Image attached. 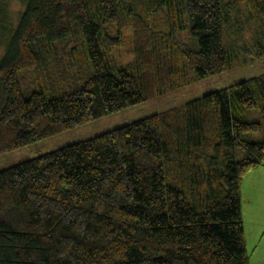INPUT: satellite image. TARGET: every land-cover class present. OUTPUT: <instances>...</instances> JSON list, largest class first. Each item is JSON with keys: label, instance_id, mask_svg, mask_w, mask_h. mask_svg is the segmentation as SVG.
<instances>
[{"label": "trees", "instance_id": "1", "mask_svg": "<svg viewBox=\"0 0 264 264\" xmlns=\"http://www.w3.org/2000/svg\"><path fill=\"white\" fill-rule=\"evenodd\" d=\"M9 1L0 153L227 70L249 25L264 55V0H19L15 26ZM263 163L264 73L1 169L0 264H249Z\"/></svg>", "mask_w": 264, "mask_h": 264}, {"label": "rangeland", "instance_id": "2", "mask_svg": "<svg viewBox=\"0 0 264 264\" xmlns=\"http://www.w3.org/2000/svg\"><path fill=\"white\" fill-rule=\"evenodd\" d=\"M8 8V20H11L12 24L15 26L19 21L20 14L25 8H23V5L19 0L9 1ZM241 14V18L246 20L247 16L244 12L241 11ZM233 15H235V12ZM238 18L239 20H237L236 17L237 21H243L240 17ZM251 30L252 27L250 25L247 26L244 30L245 33L242 35V39L240 42L238 41V43L243 44L245 48H239L238 50H235L234 53L231 51L233 60L230 64L231 66L227 70L215 75L207 76V78L202 79L195 84H190L184 89L174 91L173 93H166L163 94V96L143 101L140 104L131 105L130 107L120 109L117 112L109 113L107 116L76 125L74 128L32 142V144L23 146L19 149L10 152H2L0 153V170L18 164L23 160L54 151V149L63 147L66 144L87 140V138L97 136L110 129L131 123L132 121L142 119V117L150 116L153 115V113L162 112L166 109L182 105L186 103V101L202 96L209 91L226 88L231 84L240 82L241 80L262 75V73H264V55L259 56L255 50H251L253 49L254 44L253 39H251ZM110 31L116 33V29L114 28ZM2 34L3 31L0 28V59L4 55L7 43L1 41ZM121 36L124 38V43L122 46H116L112 50V55L115 59H118L120 63H127L133 59L132 27L127 26L126 28H123ZM183 36L184 32H182L181 39H183ZM58 87H60V85ZM46 92L48 95L57 94L54 91V88L53 90H50L51 94L48 90Z\"/></svg>", "mask_w": 264, "mask_h": 264}, {"label": "crops", "instance_id": "3", "mask_svg": "<svg viewBox=\"0 0 264 264\" xmlns=\"http://www.w3.org/2000/svg\"><path fill=\"white\" fill-rule=\"evenodd\" d=\"M241 187L249 264H264V163L244 175Z\"/></svg>", "mask_w": 264, "mask_h": 264}]
</instances>
